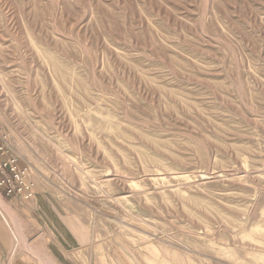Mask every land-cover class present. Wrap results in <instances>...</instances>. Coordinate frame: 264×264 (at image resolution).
<instances>
[{"label":"rangeland","instance_id":"obj_1","mask_svg":"<svg viewBox=\"0 0 264 264\" xmlns=\"http://www.w3.org/2000/svg\"><path fill=\"white\" fill-rule=\"evenodd\" d=\"M0 125V264H264V0H0Z\"/></svg>","mask_w":264,"mask_h":264},{"label":"built area","instance_id":"obj_2","mask_svg":"<svg viewBox=\"0 0 264 264\" xmlns=\"http://www.w3.org/2000/svg\"><path fill=\"white\" fill-rule=\"evenodd\" d=\"M5 130L0 125V193L8 197H32L28 167L20 163Z\"/></svg>","mask_w":264,"mask_h":264},{"label":"crops","instance_id":"obj_3","mask_svg":"<svg viewBox=\"0 0 264 264\" xmlns=\"http://www.w3.org/2000/svg\"><path fill=\"white\" fill-rule=\"evenodd\" d=\"M2 199V198H1ZM11 200V199H10ZM16 199L14 198L12 201L14 202ZM3 201V200H2ZM3 203L5 204V206L7 207L8 206V208H9V210L8 211H10V213H13V211L16 213V211L14 210V209H12L9 205H7L4 201H3ZM23 207L24 208H29V207H31L30 206V204H28V206L27 205H20L19 206V211L20 210H22L23 209ZM12 210H11V209ZM0 212H1V210H0ZM17 214V213H16ZM22 214L23 215H25V217H26V214H24V212H22ZM0 215H1V213H0ZM18 216H19V218H20V220H21V217H20V214L18 213L17 214ZM28 221V224H29V226H30V228H31V219L29 220H27ZM20 223V226H22V228H23V234L26 232L25 230V226H24V224H22V220H21V222H19ZM60 235V238H61V240H59L60 242H59V244L58 245H56L57 247H60L61 246V248H64L65 247V245H67V240L61 235V233L59 234ZM73 235H74V233H73ZM23 236H25L26 237V235H23ZM75 236V235H74ZM76 238H77V235L75 236ZM25 239V238H24ZM78 239V238H77ZM26 243H27V245L28 246H26V247H23L24 246V244L23 243H19L18 244V249H21V248H23L24 250L27 248L28 250H30V251H28V252H31V242H28L27 241V238H26ZM72 241V240H71ZM12 242H13V240L11 241V239H10V237H9V235H8V233L6 232V230L3 228V226L1 225V223H0V253L2 252L3 253V251H6V250H8L9 248H10V246L12 247ZM64 244V245H63ZM23 249H21V250H23ZM17 254H19V253H17ZM47 256H49V255H47ZM51 259H53V257L52 256H49ZM6 258V255L4 256V259ZM7 259V261H8V257L6 258ZM53 261H54V263H56V261H55V259H53ZM10 264H31V256H29V257H25V256H23L22 254H19V255H15L12 259H11V263ZM57 264V263H56Z\"/></svg>","mask_w":264,"mask_h":264},{"label":"bare ground","instance_id":"obj_4","mask_svg":"<svg viewBox=\"0 0 264 264\" xmlns=\"http://www.w3.org/2000/svg\"><path fill=\"white\" fill-rule=\"evenodd\" d=\"M0 210L2 212V218H3L4 222H5V224L10 228V230L12 231V234H13L14 243H13L12 249L14 250L16 248V246H17V243H19V242L24 244L23 247H26L27 244H26V242L24 240V236H23V232L24 231H23V228L20 226V223L18 222L19 220L18 221H16V220L13 221L14 218H12V216H11L12 214L10 213V211H8L9 210L8 206L7 207L5 206V204L3 203L1 198H0ZM33 249L36 252L39 250L38 248H36V246ZM39 258H40V260L41 259L43 260L44 264H53L49 259H47V257H43V256L39 255Z\"/></svg>","mask_w":264,"mask_h":264}]
</instances>
